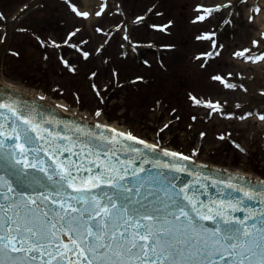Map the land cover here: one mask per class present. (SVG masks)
Instances as JSON below:
<instances>
[{
    "label": "snow or ice",
    "instance_id": "1",
    "mask_svg": "<svg viewBox=\"0 0 264 264\" xmlns=\"http://www.w3.org/2000/svg\"><path fill=\"white\" fill-rule=\"evenodd\" d=\"M72 7L81 17L91 15ZM224 7L197 5L207 13L196 20ZM108 8L104 0L96 15ZM255 11H262L259 4ZM248 19L255 22L253 15ZM234 55L264 61V47L255 56L247 48ZM217 78L229 84L224 76ZM191 99L213 111L221 108L220 101ZM101 113L98 109L96 115ZM45 115L42 119L11 92L0 95V264H264V206L252 210L248 203L264 199V182L213 181L224 185L227 199L218 195L204 202L202 193L180 179L193 171L188 163L193 156L99 121L101 129H110L107 135L78 123L61 130L63 122ZM259 117L264 120V111ZM238 209L243 216L235 214Z\"/></svg>",
    "mask_w": 264,
    "mask_h": 264
},
{
    "label": "rangeland",
    "instance_id": "2",
    "mask_svg": "<svg viewBox=\"0 0 264 264\" xmlns=\"http://www.w3.org/2000/svg\"><path fill=\"white\" fill-rule=\"evenodd\" d=\"M92 1L94 5L91 4ZM22 2L23 0H0V6L5 11L0 8V37L7 28L8 19ZM147 2L133 0V4L138 7ZM161 2H167L171 6L177 24L171 29L170 35L156 33V42L166 45L164 48L170 51L163 54L162 51L148 53L146 56L151 61L148 65H142L140 60L135 59L133 50H127L125 59L118 56L119 51L124 53L120 44L115 48L114 42H122V37L126 39L125 31H118V15L113 16L110 11L99 18L97 15L93 24L98 33L93 35L86 26L89 16L86 20V17H81L72 7L75 4L80 11H92L96 14V10L100 11L103 0H72L71 4L68 0H48L44 2V7L34 9L28 17L14 25L12 39L16 50L14 54L6 55L5 73L11 79L62 98L85 112L96 114L101 109V116L118 121L135 134L182 150L193 157L240 167L264 177V120L255 114L246 115L253 112L246 109V106L236 105L238 102L248 103L252 100L251 95H242L255 89L264 90V63H246L242 56L234 55L242 49L257 47L260 50L264 47V1L262 11L258 14L255 8L251 13H243L252 5L241 0L242 6L237 13L220 9L206 18V28L198 25L196 32L205 28L206 31L216 33L213 50L199 33L197 42L194 41L196 32L188 28L184 17L186 0ZM195 2L196 11L191 16L196 18L197 14H204L203 11L207 13V8L197 9V5L211 6L216 0H192V3ZM178 11L183 15L185 23L176 16ZM250 15L255 16L254 23L249 21ZM229 16L231 20L223 23ZM162 21L164 19H159V22ZM25 28L34 31L32 35L40 32L46 36L39 40L32 37L30 32L21 33ZM72 32L75 35L70 36ZM126 32L129 37L126 43L130 40L133 42L134 39ZM137 35L142 40L151 39V35L143 29L137 31ZM70 37H74L73 40ZM254 40H261V45L254 44ZM17 52L20 55H16ZM84 52L90 55L85 57ZM156 55L163 56L161 65L157 62ZM104 56L108 57L107 65L103 64ZM64 60L68 63L65 64ZM196 61L211 62V66L199 70V62ZM111 68L113 75L126 81L125 86L113 84L109 86V90L102 88L111 75ZM154 68L158 74L156 78L153 76ZM193 70L196 73L189 75L194 77L193 84L190 85L185 73ZM216 70H219L217 75L224 76L229 84L218 79L217 75L218 82L216 79L210 80V74ZM94 72L95 76L92 75ZM229 73L232 75L229 76ZM141 76L144 78L142 81L136 79ZM147 78L150 79L149 82L146 81ZM241 83L248 86L249 89H245L246 92L250 90L248 93L229 86ZM166 89L167 91L159 93ZM188 90L195 91L201 101H220V110L213 111L207 104H196L191 98L187 99L183 94ZM257 96L259 97L258 94ZM216 107L213 104L212 108ZM262 107L264 108L263 104ZM220 111L224 114H220ZM229 112L235 115H228ZM193 116L196 117L195 120L192 119ZM165 124L169 125L167 129H164ZM160 129H164L162 133L159 132ZM200 132L207 135L201 137ZM232 141H236L241 147H237ZM195 148L199 151L193 152Z\"/></svg>",
    "mask_w": 264,
    "mask_h": 264
},
{
    "label": "water",
    "instance_id": "3",
    "mask_svg": "<svg viewBox=\"0 0 264 264\" xmlns=\"http://www.w3.org/2000/svg\"><path fill=\"white\" fill-rule=\"evenodd\" d=\"M3 92L0 91V95H2ZM20 102H23L22 104L30 105L32 108H34L37 112H39L42 119H46V115H51L53 118H58L59 121L63 122L60 125L61 130L64 129V124H67V129H74L75 124H80L82 126H85L87 128H91L93 131H104L105 135L108 134L110 131L109 129H101L99 125L94 123H89L86 121H83L77 117H71L68 115H65L59 111L52 110L51 108H42V110H39L37 106L34 103L27 104L24 98L20 96H15ZM53 128L56 127V125L51 124ZM68 135H74L73 131H68ZM11 139V137H9ZM132 143H138V142H132ZM43 147V145L41 146ZM69 155V153H65V156ZM139 163V161H137ZM189 166L193 171L185 172L180 175V179L183 181H188L192 186L196 188L197 191L202 193V199L204 202H207L208 200L215 201L216 196H221L224 199H227V197H224L223 195V187L224 185H221L220 187L217 186L216 183H213V181H223V180H230L233 184H239L241 186L244 185L245 181L240 180V177L246 178L247 183H254V182H264L262 179H257L250 176H244L240 173H236L233 171H230L228 169H225L220 166H214V165H205L202 164L196 160L189 161ZM159 171H164L163 169H160ZM194 172H198L199 174L194 175ZM211 177V178H209ZM199 182V183H198ZM203 184H207V189L202 187ZM249 205L251 206L252 210H257L258 206H264V199L252 201L250 200ZM224 212L227 213L228 209L225 207ZM236 215L243 216L244 211L243 210H236ZM210 227H215V223L212 221H207Z\"/></svg>",
    "mask_w": 264,
    "mask_h": 264
},
{
    "label": "bare ground",
    "instance_id": "4",
    "mask_svg": "<svg viewBox=\"0 0 264 264\" xmlns=\"http://www.w3.org/2000/svg\"><path fill=\"white\" fill-rule=\"evenodd\" d=\"M0 80H2V81H6V82L8 83V85H14V86L22 87V88H24L28 93H30V94H32V95L37 96V97H39V98H42V99H44V100L50 101V102H52V103H55V104H57V105H59V106H63V107L66 108V109L73 110V111L79 110V109H77V108H71V107H70L69 105H67L63 100L55 99V98H52V97L48 96L46 93H44V92L41 91V90H37V89H34V88H28V87H26V86H24V85H20V84H16V83H13V82H11V81H8V80L4 79V78L2 77V75H0ZM247 95H251L252 100H251L250 102H248V103L246 102L245 104H246V105H250L251 103L255 102L254 107H256L255 109L258 110V107H257V101H258L257 94H256L254 91H251L249 94L242 95V97H245V96H247ZM242 97H241V98H242ZM261 103H262V100H261ZM79 111L82 113L83 116H85V117H87V118H91V117H89L88 115H86V113H85L84 111H81V110H79ZM237 170H240V171H242V172H244V173L251 174V172L246 171V170H243V169H240V168H238V167H237Z\"/></svg>",
    "mask_w": 264,
    "mask_h": 264
}]
</instances>
